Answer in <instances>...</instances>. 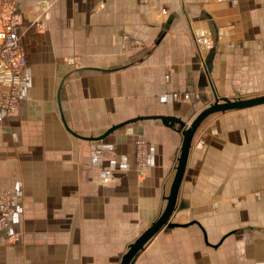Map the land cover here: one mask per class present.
Returning a JSON list of instances; mask_svg holds the SVG:
<instances>
[{
    "label": "crops",
    "instance_id": "1",
    "mask_svg": "<svg viewBox=\"0 0 264 264\" xmlns=\"http://www.w3.org/2000/svg\"><path fill=\"white\" fill-rule=\"evenodd\" d=\"M11 3L26 64L18 109L0 107V264H116L164 209L183 135L144 118L93 137L264 93V0H0V23ZM192 140L172 220L201 225L165 226L134 264L169 240L191 247L171 262L206 264L207 247L213 264H264V103L205 118Z\"/></svg>",
    "mask_w": 264,
    "mask_h": 264
},
{
    "label": "water",
    "instance_id": "2",
    "mask_svg": "<svg viewBox=\"0 0 264 264\" xmlns=\"http://www.w3.org/2000/svg\"><path fill=\"white\" fill-rule=\"evenodd\" d=\"M264 103V93L251 95V96H241V97H219L215 96L214 101L211 102L208 106L202 108L196 116L189 122H186L182 118H179L174 115H161V114H150L149 116H137L128 121L120 122L119 124H115L110 128L106 129L104 133L98 136H90L95 139H103L108 134L114 132L120 125L125 124L127 122H135L137 119H150L156 118L161 119L164 125L170 126L176 129L178 132L182 133V146L179 153L178 163L175 167V174L170 184V190L168 195L165 197L167 203L161 213L157 216L156 219L143 231L140 232L139 236L135 238L132 242L128 244V249L124 252L121 257L119 264H134V261L138 257L139 253L144 250L145 246L154 239V237L159 233L161 229L165 226H184L188 224L200 222L196 220H192L189 222H185L184 224H179L175 222L173 219V214L178 209V196L181 189V184L183 182V178L186 173V166L189 160V153L191 150V146L193 143V137L201 125L202 121L205 118L210 117L216 113H224L228 110H238L241 108L252 107L258 104ZM178 124V126L176 125ZM90 137H86L89 139ZM204 230V229H203Z\"/></svg>",
    "mask_w": 264,
    "mask_h": 264
},
{
    "label": "built area",
    "instance_id": "3",
    "mask_svg": "<svg viewBox=\"0 0 264 264\" xmlns=\"http://www.w3.org/2000/svg\"><path fill=\"white\" fill-rule=\"evenodd\" d=\"M10 6L13 11L0 23V80L2 85H6L0 89V107L13 114L19 107L18 90L26 55L19 34L22 15L16 11L14 4L11 3ZM196 43L201 53H205L212 40L207 36H199ZM143 152L144 150L140 152L142 166L138 170L142 174L146 169V157ZM12 203V193L3 192L0 197V222L3 224L8 223V217L13 211Z\"/></svg>",
    "mask_w": 264,
    "mask_h": 264
},
{
    "label": "rangeland",
    "instance_id": "4",
    "mask_svg": "<svg viewBox=\"0 0 264 264\" xmlns=\"http://www.w3.org/2000/svg\"><path fill=\"white\" fill-rule=\"evenodd\" d=\"M203 37V36H202ZM207 38H210V36ZM134 43H140L138 40H135ZM208 44L205 45V47H207ZM67 61L68 63L71 64H76V65H80L82 64V60H81V57L78 55V54H72V55H69L67 57ZM141 142H138V160H137V171L139 170V168L142 166L141 165V160H142V157L140 156V152L141 150H144V156L146 157V163H148V158H147V141L143 138V139H140ZM138 174L143 176L142 173H140L138 171ZM4 192H7V193H11V191H8V190H4ZM1 194L0 193V197H1ZM1 223V222H0ZM3 223H1L2 225ZM5 225V224H3ZM195 239L193 238V241ZM177 240H169V241H165V245L168 246V248H165L163 247L162 245H154V249L150 252H146L147 254H145L144 256L142 257H139V259L135 262L136 264H196L197 260H196V254L195 253H189L188 255L185 254L184 256L181 257V259H177L175 262H178V263H175V262H171V259L173 260L174 258L176 257H172V256H166L164 255L166 252H170L168 254H171L172 253V250H181L182 252H185V251H188V249H191V247L189 245L184 246V245H180L179 247H177L175 245V242ZM172 242L174 243L172 245ZM193 246L195 247V244H193ZM199 246V244H198ZM193 247V248H194ZM126 251L127 248L124 247ZM205 252H204V256H205V260L207 261L206 264H213V261H212V253L211 251H209V249L207 247H205ZM187 259H189L187 261ZM120 258L117 259V262L116 264L119 262ZM224 264V262L222 263Z\"/></svg>",
    "mask_w": 264,
    "mask_h": 264
}]
</instances>
